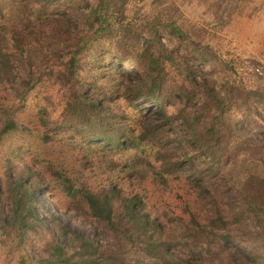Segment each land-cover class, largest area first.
Masks as SVG:
<instances>
[{
    "label": "trees",
    "instance_id": "trees-1",
    "mask_svg": "<svg viewBox=\"0 0 264 264\" xmlns=\"http://www.w3.org/2000/svg\"><path fill=\"white\" fill-rule=\"evenodd\" d=\"M165 1L151 0L150 14L148 0H67L63 10L60 0H0V228L21 242L28 234L53 242L38 262L259 260L248 241L264 230V156L242 132L264 130V86L211 83L216 53ZM210 1L222 25L252 0ZM161 29L183 41L184 54ZM44 186L124 247L75 243L58 218H40ZM69 234L77 248L54 259Z\"/></svg>",
    "mask_w": 264,
    "mask_h": 264
},
{
    "label": "rangeland",
    "instance_id": "rangeland-1",
    "mask_svg": "<svg viewBox=\"0 0 264 264\" xmlns=\"http://www.w3.org/2000/svg\"><path fill=\"white\" fill-rule=\"evenodd\" d=\"M66 1L60 0L56 6L59 7L64 3L63 10L66 8ZM150 1L148 0L146 11L154 14L156 10ZM165 2L170 7V15L183 26L185 23L190 32L202 44L209 45L216 53L214 62L206 71V77L211 83L220 89H224L229 85H233L235 88L246 87L249 89L264 86V0H252L248 3L245 1L240 4L239 10L233 12L229 21L222 25H218L212 15L210 9L212 1L210 0H166ZM17 5V3L7 5L14 15L18 13ZM160 36L170 48H174L177 53L184 54L183 41L179 37L170 35L165 29H161ZM255 67L260 68L263 75L257 74ZM128 73L130 74L129 78L136 79L137 73L133 68L128 69ZM198 74L202 75L203 72L199 71ZM150 109L153 111L158 110L156 106H152ZM254 114L256 117H260V113L257 110ZM236 115L237 113L234 115L233 120L239 121L241 119L240 115ZM158 116L161 117V113H158ZM242 135L245 138L248 136L253 138L254 141L250 139L255 142L253 153L262 160L264 156V130L254 129L253 126H250L242 132ZM259 167V171L263 172L264 164H260ZM262 180L264 182V173L262 174ZM260 186L264 187V184ZM1 191L2 186L0 185V193ZM35 198L34 208L36 214L42 219L58 218L78 236L75 243H79L81 239H84L93 240L98 244H107L109 245L108 248L118 251L124 247L122 242L117 240V237L107 239L100 228L95 227L91 223H86L72 209L62 203H58L56 195L51 192L48 186L38 187ZM63 199L65 198L63 197ZM237 206L240 207V203ZM4 209L6 211L4 218H7L10 210L9 205L5 204ZM261 214L264 215V211ZM246 220H249V218ZM71 237L72 235L69 234L61 238V249L57 253L51 254L54 259H61L64 255L71 254L77 248L75 246L78 244H71ZM25 239L24 242H21L16 235H4L0 228V264H45L38 262L36 257L44 252L48 254L54 243L46 242L43 234L34 236L28 234ZM248 243L253 245L255 250L261 255L257 261L246 257L243 260L244 264H264V230H259L253 242L248 241ZM83 248L82 245H79L77 252L86 253L88 247H85L82 252ZM96 264L99 263L97 262ZM116 264L124 263L120 261ZM148 264L157 263L149 262Z\"/></svg>",
    "mask_w": 264,
    "mask_h": 264
},
{
    "label": "built area",
    "instance_id": "built-area-1",
    "mask_svg": "<svg viewBox=\"0 0 264 264\" xmlns=\"http://www.w3.org/2000/svg\"><path fill=\"white\" fill-rule=\"evenodd\" d=\"M255 72H256L257 74H259V75H263V72H262V70H261L260 68H256V67H255Z\"/></svg>",
    "mask_w": 264,
    "mask_h": 264
}]
</instances>
